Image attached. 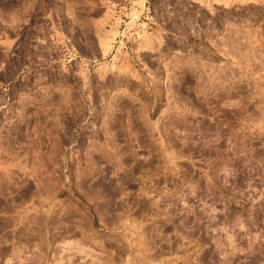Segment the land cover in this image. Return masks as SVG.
Wrapping results in <instances>:
<instances>
[{"label": "rangeland", "instance_id": "obj_1", "mask_svg": "<svg viewBox=\"0 0 264 264\" xmlns=\"http://www.w3.org/2000/svg\"><path fill=\"white\" fill-rule=\"evenodd\" d=\"M0 264H264V0H0Z\"/></svg>", "mask_w": 264, "mask_h": 264}, {"label": "bare ground", "instance_id": "obj_2", "mask_svg": "<svg viewBox=\"0 0 264 264\" xmlns=\"http://www.w3.org/2000/svg\"><path fill=\"white\" fill-rule=\"evenodd\" d=\"M105 186V190L114 197V202H113V207H122L124 206V202L123 201H120L118 200L116 197L119 196V189L117 187H114L113 183H105L104 184Z\"/></svg>", "mask_w": 264, "mask_h": 264}]
</instances>
